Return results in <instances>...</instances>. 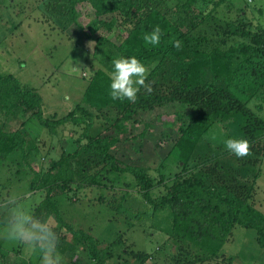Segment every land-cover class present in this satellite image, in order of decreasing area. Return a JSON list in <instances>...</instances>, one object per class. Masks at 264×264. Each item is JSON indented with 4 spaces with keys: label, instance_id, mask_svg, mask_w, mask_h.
Masks as SVG:
<instances>
[{
    "label": "trees",
    "instance_id": "obj_1",
    "mask_svg": "<svg viewBox=\"0 0 264 264\" xmlns=\"http://www.w3.org/2000/svg\"><path fill=\"white\" fill-rule=\"evenodd\" d=\"M78 2L90 3L97 19L116 15L108 23L95 22V30L110 31L119 22L126 37L120 46L104 37L95 41L93 57L101 62L102 68L90 79L82 102L66 118L45 119L43 99L35 89L13 75L0 77V116L8 120L6 123L0 121V161L5 165L9 157L16 155L31 167L30 160L39 154V140L25 130L31 118H37L51 135L57 134V126L64 123L85 127L75 141L76 150L72 154L62 153L60 159L51 161L47 171L38 172L35 182L31 181L32 192L44 193L34 214L54 219L60 229L73 231L74 227L62 216L57 199L68 195L69 187L80 186L75 173L85 176L89 187L98 185L101 188L110 187L108 184L102 186L101 182L112 173H120L134 179L142 198L150 205L171 209V235L177 244L179 241L188 243L186 252L192 257L183 264H195L197 259H217L226 244L232 242L238 227L254 230L259 246L264 249V214L250 202L257 177L253 167L259 165L264 156V120L250 106L252 100L264 93V30L251 36L250 43L232 45L227 50L220 47L209 50L207 45L202 47L205 36L194 35L204 22H188L181 14L172 19L166 12L168 0H73L72 4ZM204 3L205 0H187L183 7L190 13V9H199ZM156 25L163 32L160 44H146L144 34ZM223 34L230 37L226 31ZM176 40L182 41V49L173 47ZM222 43L227 42L222 40ZM132 56L149 69L146 82L153 90L148 94L141 88L135 102L113 100L109 95L112 61ZM175 102L187 104L193 112L188 119L179 116V138L170 153L172 159H178L179 168L186 170L177 174L172 187L167 188L158 201L152 192L161 186L163 176L156 180L149 169L122 163L117 156L122 140L111 132L125 134L128 123H138L135 118L140 111H153ZM8 124L20 127L10 131ZM215 126L224 127L228 139L244 138L250 142L252 153L247 159L253 169L247 165L244 173L227 169L224 164H217L221 161L220 154L213 152L207 156L202 151L206 148L202 140ZM16 174L20 172L17 170ZM97 178L101 181H96ZM247 178L252 184H248ZM4 187L0 184V189ZM103 198H99L100 204L104 203ZM54 230L59 233L56 227ZM81 235L83 239L88 238L83 231ZM2 246L0 244V264H4V259H7L5 264H9L12 252ZM71 248L66 241L58 244L62 253L72 251ZM198 255L203 257L198 258ZM92 258L97 260L96 264H101L96 252ZM185 258H178V261H185ZM70 259L72 264H79L75 252Z\"/></svg>",
    "mask_w": 264,
    "mask_h": 264
},
{
    "label": "rangeland",
    "instance_id": "obj_2",
    "mask_svg": "<svg viewBox=\"0 0 264 264\" xmlns=\"http://www.w3.org/2000/svg\"><path fill=\"white\" fill-rule=\"evenodd\" d=\"M72 1L0 0V77L13 75L35 89L43 99L45 119L66 118L84 99L90 79L102 68L101 62L93 57L95 41L104 37L120 46L126 37L119 22L110 31L105 28L95 30V22L108 23L116 15L97 19L90 3L72 4ZM186 1L168 0L166 12L172 19L181 14L188 22L203 21L194 35L205 36L202 47L207 45L209 50L214 47L227 50L232 45L250 43L251 36L264 30V0H205L199 9H190V13L184 10ZM225 31L230 37L226 38ZM222 40L227 43L223 45ZM72 67L78 69L73 71ZM250 106L264 120V93L252 100ZM192 115L187 104L170 103L153 111H140L135 118L138 123H128L125 134L111 132L122 140L117 153L122 163L149 169V174L156 180L163 176L161 186L152 192L158 201L166 194V189L172 187L177 174L186 170L179 168L178 159H172L170 153L179 138V116L188 119ZM0 121L6 123L8 120L0 116ZM19 127L7 125L10 131ZM84 128V125L64 123L57 126V134L51 135L37 118L27 120L25 130L33 139L39 140V154L30 160L31 167L16 155L8 158L7 165L0 161V184L5 186L0 189V205L6 203L10 194L21 198L27 196L26 202L34 211L44 193L32 192L31 181L35 182L38 172L47 171L51 161L60 159L62 153L72 154L77 148L75 141ZM223 128L215 126L210 130L202 140L206 145L202 151L207 156L213 152L220 154L221 161L217 164L244 173V166L251 167L248 163L251 154L244 158L228 155L224 143L228 137ZM253 168L257 177L250 202L264 214V156ZM75 178L80 186L69 187V194L57 199L62 216L74 227L73 231L60 229L54 219L50 220L56 230L59 229V244L66 241L73 247L65 253L59 250L62 264H72L73 252L77 254L79 264H96L97 260L92 258L95 252L101 264H183L192 258L186 252L188 243L179 241L177 244L171 235V209L150 205L142 198L132 177L112 173L109 180L101 182L102 186H110L107 188L89 187L86 177L76 173ZM246 180L249 185L253 182L250 178ZM101 196L104 203L100 204ZM80 231L88 238L83 239ZM0 244L12 252L9 264H41L40 255L22 243L0 238ZM178 258H185V261H178ZM6 260H3L4 264ZM195 264H264V249L259 246L254 230L238 227L232 242L226 244L217 259H197Z\"/></svg>",
    "mask_w": 264,
    "mask_h": 264
},
{
    "label": "clouds",
    "instance_id": "obj_3",
    "mask_svg": "<svg viewBox=\"0 0 264 264\" xmlns=\"http://www.w3.org/2000/svg\"><path fill=\"white\" fill-rule=\"evenodd\" d=\"M162 35L161 27L156 25L151 32L144 34L143 39L146 44L157 46ZM173 47L182 49V41H174ZM112 64L109 95L113 100L135 102L141 88L151 94L152 86L146 82L148 69L139 59L135 56L119 57ZM72 70L76 71L73 67ZM224 143L237 158L251 154L247 139L229 138ZM26 201L27 196L21 198L10 194L6 203L0 205V238L26 245L40 255L41 264H62L63 258L58 250L59 236L53 224L47 218L37 217Z\"/></svg>",
    "mask_w": 264,
    "mask_h": 264
},
{
    "label": "crops",
    "instance_id": "obj_4",
    "mask_svg": "<svg viewBox=\"0 0 264 264\" xmlns=\"http://www.w3.org/2000/svg\"><path fill=\"white\" fill-rule=\"evenodd\" d=\"M40 201H41V200H40ZM40 201H39V202H40ZM37 204H38V203H37ZM2 242H4V241L2 240Z\"/></svg>",
    "mask_w": 264,
    "mask_h": 264
}]
</instances>
